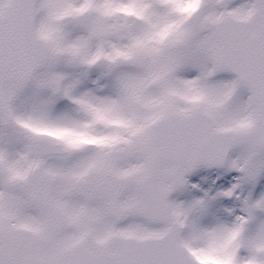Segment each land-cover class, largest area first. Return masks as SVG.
Segmentation results:
<instances>
[{"label":"snow or ice","instance_id":"snow-or-ice-1","mask_svg":"<svg viewBox=\"0 0 264 264\" xmlns=\"http://www.w3.org/2000/svg\"><path fill=\"white\" fill-rule=\"evenodd\" d=\"M0 264H264V0H0Z\"/></svg>","mask_w":264,"mask_h":264}]
</instances>
